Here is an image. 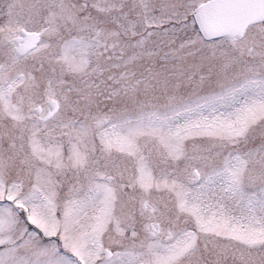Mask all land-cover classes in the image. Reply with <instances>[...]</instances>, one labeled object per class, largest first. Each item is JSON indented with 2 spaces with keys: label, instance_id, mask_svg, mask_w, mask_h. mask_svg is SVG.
Returning <instances> with one entry per match:
<instances>
[{
  "label": "snow or ice",
  "instance_id": "obj_1",
  "mask_svg": "<svg viewBox=\"0 0 264 264\" xmlns=\"http://www.w3.org/2000/svg\"><path fill=\"white\" fill-rule=\"evenodd\" d=\"M0 264H264V0H0Z\"/></svg>",
  "mask_w": 264,
  "mask_h": 264
}]
</instances>
